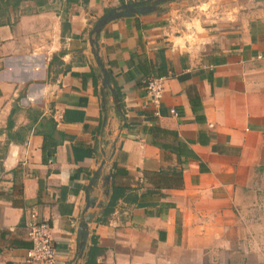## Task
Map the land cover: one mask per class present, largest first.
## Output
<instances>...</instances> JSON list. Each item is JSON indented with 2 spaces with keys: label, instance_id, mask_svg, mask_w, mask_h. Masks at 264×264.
Returning <instances> with one entry per match:
<instances>
[{
  "label": "crops",
  "instance_id": "0c3cea01",
  "mask_svg": "<svg viewBox=\"0 0 264 264\" xmlns=\"http://www.w3.org/2000/svg\"><path fill=\"white\" fill-rule=\"evenodd\" d=\"M134 1L55 0L0 26V264H47L27 256L33 212L52 226L53 264H89L93 237L95 264H264L239 216L264 171V0H167L108 22L99 54L117 100L91 29ZM154 76H165L158 106ZM103 151L91 194L106 203L90 209L80 259Z\"/></svg>",
  "mask_w": 264,
  "mask_h": 264
},
{
  "label": "water",
  "instance_id": "95a60500",
  "mask_svg": "<svg viewBox=\"0 0 264 264\" xmlns=\"http://www.w3.org/2000/svg\"><path fill=\"white\" fill-rule=\"evenodd\" d=\"M167 0H140L129 3H123L118 7L111 8L104 12L95 22L91 29V43L94 49V55L97 60V65L101 69L102 86L106 92H111L115 98H118V91L112 85L111 73L106 69L103 60L99 54V34L104 28V26L117 18L130 17L136 14H147L154 11L158 4L165 2ZM104 158L102 159L99 168L96 170L94 175L91 177L88 187L87 205L85 211L82 215L81 224L79 225L77 232V243L79 245V255L83 258L85 249L87 247V242L89 238V224L93 222L95 218L96 211H91L90 209L98 208L103 206L106 202L97 201V197L91 194L95 184L97 183L99 177L102 174V170L107 162L105 151H103ZM105 180H109V175L105 176Z\"/></svg>",
  "mask_w": 264,
  "mask_h": 264
},
{
  "label": "built area",
  "instance_id": "2783aa9c",
  "mask_svg": "<svg viewBox=\"0 0 264 264\" xmlns=\"http://www.w3.org/2000/svg\"><path fill=\"white\" fill-rule=\"evenodd\" d=\"M165 76L151 77L146 84V91L153 104L158 106L165 92ZM171 114L178 116L179 112L171 108ZM27 238L32 245L27 250L28 259L34 262L53 264L57 257L52 226L48 221H40L33 212L26 220Z\"/></svg>",
  "mask_w": 264,
  "mask_h": 264
},
{
  "label": "trees",
  "instance_id": "16d2710c",
  "mask_svg": "<svg viewBox=\"0 0 264 264\" xmlns=\"http://www.w3.org/2000/svg\"><path fill=\"white\" fill-rule=\"evenodd\" d=\"M55 0H0V26L5 24H12L23 14H32L42 12L54 8ZM69 4L72 0H66ZM62 18V36L69 31L70 21L67 16L66 8H63L61 14ZM63 52H61L62 55ZM148 82V81H147ZM95 80V84H96ZM147 84V83H146ZM122 95L119 94L117 100H121ZM112 209H107L109 214ZM106 221V219L104 220ZM103 252V248L99 246L97 238H92V244L88 253L87 263L95 264L96 257Z\"/></svg>",
  "mask_w": 264,
  "mask_h": 264
},
{
  "label": "rangeland",
  "instance_id": "374dc122",
  "mask_svg": "<svg viewBox=\"0 0 264 264\" xmlns=\"http://www.w3.org/2000/svg\"><path fill=\"white\" fill-rule=\"evenodd\" d=\"M202 0H189L196 3ZM239 216L246 221L252 235L259 236V242L264 246V171L256 178L252 187L245 190L241 197Z\"/></svg>",
  "mask_w": 264,
  "mask_h": 264
}]
</instances>
